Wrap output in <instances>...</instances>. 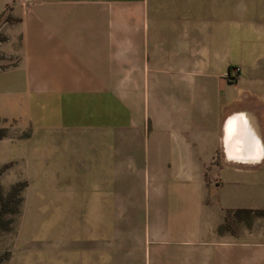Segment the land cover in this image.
Returning a JSON list of instances; mask_svg holds the SVG:
<instances>
[{"label":"crops","instance_id":"0c3cea01","mask_svg":"<svg viewBox=\"0 0 264 264\" xmlns=\"http://www.w3.org/2000/svg\"><path fill=\"white\" fill-rule=\"evenodd\" d=\"M0 21V117L70 186L67 262L264 264V0H0ZM238 208L263 212L219 229Z\"/></svg>","mask_w":264,"mask_h":264},{"label":"rangeland","instance_id":"374dc122","mask_svg":"<svg viewBox=\"0 0 264 264\" xmlns=\"http://www.w3.org/2000/svg\"><path fill=\"white\" fill-rule=\"evenodd\" d=\"M6 48L0 21V68L13 59L5 55ZM0 130V197L9 200L4 214L9 224L0 228V255L7 256L1 264H47L48 249L54 252L52 264H72L66 258L77 260L78 251L65 244L79 239L81 218H67L59 211L72 204L70 186L48 185L46 178H38L40 172L46 175L48 167L47 162L36 165L34 155H47V142L38 146L31 128L14 118L0 117ZM52 209L57 213L50 214ZM91 219L95 220L85 221Z\"/></svg>","mask_w":264,"mask_h":264},{"label":"trees","instance_id":"16d2710c","mask_svg":"<svg viewBox=\"0 0 264 264\" xmlns=\"http://www.w3.org/2000/svg\"><path fill=\"white\" fill-rule=\"evenodd\" d=\"M3 131V130H0ZM15 189V188H13ZM13 192V190H12ZM8 199H3L0 197V228H7L9 224V220L4 217L5 212L7 211L8 207ZM230 212L232 215L236 218H249L251 215L256 214V213H262V210H253L250 208H238L235 210H229L227 211L225 215V221L220 224L219 229H222L223 227L228 226V219L230 216ZM7 256L6 255H0V264L2 260H4Z\"/></svg>","mask_w":264,"mask_h":264}]
</instances>
